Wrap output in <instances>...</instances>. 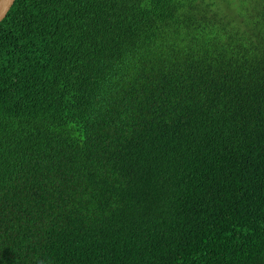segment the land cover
Masks as SVG:
<instances>
[{
	"label": "trees",
	"instance_id": "trees-1",
	"mask_svg": "<svg viewBox=\"0 0 264 264\" xmlns=\"http://www.w3.org/2000/svg\"><path fill=\"white\" fill-rule=\"evenodd\" d=\"M0 264H264V0H15Z\"/></svg>",
	"mask_w": 264,
	"mask_h": 264
},
{
	"label": "water",
	"instance_id": "water-1",
	"mask_svg": "<svg viewBox=\"0 0 264 264\" xmlns=\"http://www.w3.org/2000/svg\"><path fill=\"white\" fill-rule=\"evenodd\" d=\"M15 0H0V22L6 17Z\"/></svg>",
	"mask_w": 264,
	"mask_h": 264
}]
</instances>
